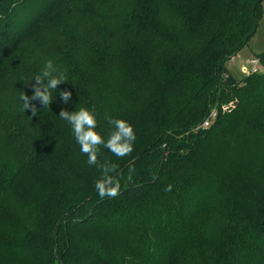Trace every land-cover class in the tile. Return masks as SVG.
Returning a JSON list of instances; mask_svg holds the SVG:
<instances>
[{"label": "trees", "instance_id": "16d2710c", "mask_svg": "<svg viewBox=\"0 0 264 264\" xmlns=\"http://www.w3.org/2000/svg\"><path fill=\"white\" fill-rule=\"evenodd\" d=\"M263 3L0 0V96L31 97L49 59L67 78L35 116L0 109V264H264V55L229 68ZM81 107L105 140L134 128L130 155L100 146L115 198L59 116Z\"/></svg>", "mask_w": 264, "mask_h": 264}, {"label": "clouds", "instance_id": "9594fccd", "mask_svg": "<svg viewBox=\"0 0 264 264\" xmlns=\"http://www.w3.org/2000/svg\"><path fill=\"white\" fill-rule=\"evenodd\" d=\"M35 85L31 97L25 93L20 97L23 101V109L30 110L32 115L37 113L36 104L33 101H39L43 107H48L52 101V90L57 89L58 85L67 82L65 73L58 72L51 59L45 62L42 71L34 77ZM63 103L67 104L72 93L64 90L59 93ZM61 119L68 122L74 134L75 142L80 146L82 154L87 156V164L96 166L101 170V176L95 182V189L101 199L115 198L120 194V178L114 176L117 172V165L108 160L100 162L98 156L100 146L110 150L115 156L123 158L133 152V145L136 139L133 126L124 119L110 118L108 123L112 130L108 134L107 140L98 132L97 119L93 111L81 107L78 111L68 112L61 110L59 113ZM134 168H129L127 180H132ZM172 185L165 187L166 192L172 191Z\"/></svg>", "mask_w": 264, "mask_h": 264}, {"label": "rangeland", "instance_id": "374dc122", "mask_svg": "<svg viewBox=\"0 0 264 264\" xmlns=\"http://www.w3.org/2000/svg\"><path fill=\"white\" fill-rule=\"evenodd\" d=\"M262 10L263 15L261 20L259 21V26L257 29L256 34L250 41L249 45L245 47L238 55V57L233 61L229 68L230 71L233 73V75L237 79H242L244 76L247 75L245 73V69L248 71L250 70L249 63L255 59L260 58L262 55H264V3L262 4ZM22 90H25L24 88ZM17 92L16 94H3L0 96V109L12 108L16 105L21 104L23 106V101L20 99V97L24 94V91ZM23 93V94H22ZM26 94V92H25ZM55 264H60L56 262Z\"/></svg>", "mask_w": 264, "mask_h": 264}, {"label": "built area", "instance_id": "2783aa9c", "mask_svg": "<svg viewBox=\"0 0 264 264\" xmlns=\"http://www.w3.org/2000/svg\"><path fill=\"white\" fill-rule=\"evenodd\" d=\"M249 66H250V70L247 71V70L245 69V73H247V74L256 73V72L262 70V66H261L260 60H258V59H253V60L249 63ZM215 119H216V114L214 113V114H212V115L210 116V118L204 123L203 127H204V128H208V127H210V126L213 124V122L215 121Z\"/></svg>", "mask_w": 264, "mask_h": 264}]
</instances>
